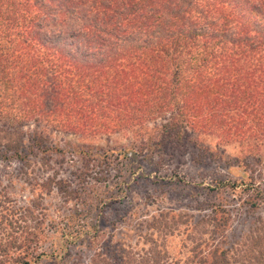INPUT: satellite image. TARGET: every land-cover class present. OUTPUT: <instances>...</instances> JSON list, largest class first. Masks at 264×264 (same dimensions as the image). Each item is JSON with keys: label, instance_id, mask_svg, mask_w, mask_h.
<instances>
[{"label": "trees", "instance_id": "16d2710c", "mask_svg": "<svg viewBox=\"0 0 264 264\" xmlns=\"http://www.w3.org/2000/svg\"><path fill=\"white\" fill-rule=\"evenodd\" d=\"M1 118L79 137L156 122L134 153L205 133L238 142L264 171V0H0ZM41 133L28 146L43 148ZM23 144L0 125V152L21 159ZM257 174L244 183L255 195ZM216 209L171 224L188 230L184 257L127 244L115 264H264V218L227 243L228 215ZM17 210L0 256L23 221Z\"/></svg>", "mask_w": 264, "mask_h": 264}, {"label": "rangeland", "instance_id": "374dc122", "mask_svg": "<svg viewBox=\"0 0 264 264\" xmlns=\"http://www.w3.org/2000/svg\"><path fill=\"white\" fill-rule=\"evenodd\" d=\"M8 120L0 125L17 129L24 148L21 159L0 152V239L16 226L9 221L17 209L24 217L0 264H115L127 244H156L184 257L188 230L171 224H190L212 207L228 215L227 243L263 222L264 171L243 159L236 141L189 132L175 148L134 153L138 140L151 141L156 122L79 137L51 124ZM37 131L43 148L25 140ZM252 172L258 195L244 184Z\"/></svg>", "mask_w": 264, "mask_h": 264}]
</instances>
